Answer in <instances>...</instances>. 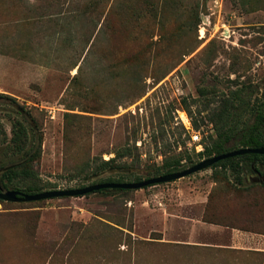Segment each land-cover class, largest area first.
<instances>
[{
  "label": "rangeland",
  "instance_id": "1",
  "mask_svg": "<svg viewBox=\"0 0 264 264\" xmlns=\"http://www.w3.org/2000/svg\"><path fill=\"white\" fill-rule=\"evenodd\" d=\"M0 94V167L22 159L6 149L22 120L42 134L28 167L49 190L155 177L166 156L200 152L181 115L203 147L226 117L252 123L264 0H0ZM124 148L121 169L91 175ZM262 180L211 166L128 191L0 199V264H264Z\"/></svg>",
  "mask_w": 264,
  "mask_h": 264
},
{
  "label": "trees",
  "instance_id": "2",
  "mask_svg": "<svg viewBox=\"0 0 264 264\" xmlns=\"http://www.w3.org/2000/svg\"><path fill=\"white\" fill-rule=\"evenodd\" d=\"M227 119L228 117L222 119V122H219L216 125V137L210 144H205L204 149L196 153V156L191 154L166 156L163 159L162 164L156 166L153 170V176L183 170L186 168L187 164H191L192 166L203 158L212 157L232 150L246 147H264V101L256 105L253 111V120L251 124L242 126H240L238 122L228 124L229 122ZM12 133V139L6 149H8L10 153H21L22 159L20 162L0 167V183L5 188L12 186L13 189L27 193H37L45 191L44 189L46 188H48V190L55 188L53 186L43 187L41 184H37L31 180L34 171L28 167V164L40 158L42 154V134H37L32 125H26L22 120H15L13 122ZM36 136L38 137L36 143H32L30 146L25 144L26 141H24V139L29 137L35 138ZM128 151L129 148H124L120 152H117L115 156L108 159H93L91 163H88V167L91 169V175L98 176L108 169H121L122 164L118 162V159L127 155ZM262 165L264 166V154L247 153L227 157L216 162L212 167L224 166L229 169L236 183L241 185L243 183V176L248 170L253 174L258 173L264 177V169H262ZM130 180L129 174L116 172L107 176H100L91 184L105 182H131ZM142 180L143 178L140 175H136L134 179L135 182ZM261 184L264 185V180L261 181ZM84 186L85 185H82L81 187ZM109 190L128 191L130 189L102 188L99 191Z\"/></svg>",
  "mask_w": 264,
  "mask_h": 264
},
{
  "label": "water",
  "instance_id": "3",
  "mask_svg": "<svg viewBox=\"0 0 264 264\" xmlns=\"http://www.w3.org/2000/svg\"><path fill=\"white\" fill-rule=\"evenodd\" d=\"M247 153L264 154V147H254V148L246 147V148H240V149L232 150L230 152L214 155L212 157H207L183 170L151 177L139 182L95 183L80 188L45 190L37 193H27L17 189L5 190L0 186V199L5 201H14V202H27V201L44 200L55 197H64V196H83L88 193L100 190L102 188L139 189V188H144L145 186L177 180L189 176L195 172L201 171L205 168L211 167L216 162L225 159L227 157L242 155Z\"/></svg>",
  "mask_w": 264,
  "mask_h": 264
},
{
  "label": "built area",
  "instance_id": "4",
  "mask_svg": "<svg viewBox=\"0 0 264 264\" xmlns=\"http://www.w3.org/2000/svg\"><path fill=\"white\" fill-rule=\"evenodd\" d=\"M49 113L51 114V117H54L55 116V109L54 108H50L49 109ZM181 119L184 123V125L186 126V128L191 131V138H192V141L194 143H197L196 147L198 149V151H202L204 149L202 143H201V135L199 132H197L193 126H192V122L191 120L189 119V116L185 113L184 115H181Z\"/></svg>",
  "mask_w": 264,
  "mask_h": 264
},
{
  "label": "crops",
  "instance_id": "5",
  "mask_svg": "<svg viewBox=\"0 0 264 264\" xmlns=\"http://www.w3.org/2000/svg\"><path fill=\"white\" fill-rule=\"evenodd\" d=\"M201 199H204L203 197H199ZM207 199V197H205V200ZM203 224H201V227H205L207 229H217V227H219V225L212 223V222H203L201 221ZM194 227H199V224H194ZM223 227V226H220Z\"/></svg>",
  "mask_w": 264,
  "mask_h": 264
}]
</instances>
